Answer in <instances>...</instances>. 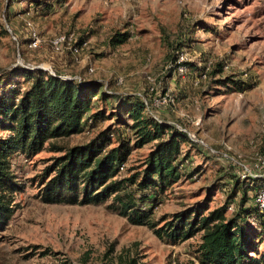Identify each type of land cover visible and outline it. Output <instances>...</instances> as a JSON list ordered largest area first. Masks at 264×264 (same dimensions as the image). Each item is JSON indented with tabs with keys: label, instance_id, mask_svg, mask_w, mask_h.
I'll return each instance as SVG.
<instances>
[{
	"label": "rangeland",
	"instance_id": "374dc122",
	"mask_svg": "<svg viewBox=\"0 0 264 264\" xmlns=\"http://www.w3.org/2000/svg\"><path fill=\"white\" fill-rule=\"evenodd\" d=\"M37 1L0 0V71L40 67L94 78L115 95L95 101L105 118L48 142L66 148L106 127L113 141L119 125L108 112L118 96L141 93L157 117L203 142H180L179 176L158 194L150 219L160 225L188 207L206 213L224 204L225 216L233 215L239 195L227 198L232 180H264V163L254 165L255 154H264V0ZM25 21L40 38L34 47L27 45ZM115 31L128 36L110 44ZM68 32L84 41L75 57L48 44L49 37ZM4 78L26 84L17 71ZM167 97L171 103L159 102ZM123 130L132 143L134 134ZM153 142L132 147L117 178L139 168ZM61 152L45 143L33 155L10 157L21 188L12 194L11 216L0 224V264H200L199 234L168 243L107 209L111 198L96 205L42 202L43 168ZM245 194V206L251 205V191ZM256 241L251 255L264 264V228Z\"/></svg>",
	"mask_w": 264,
	"mask_h": 264
},
{
	"label": "trees",
	"instance_id": "16d2710c",
	"mask_svg": "<svg viewBox=\"0 0 264 264\" xmlns=\"http://www.w3.org/2000/svg\"><path fill=\"white\" fill-rule=\"evenodd\" d=\"M127 36L126 31H115L109 43H120ZM11 70L17 71L26 83L22 88L20 83L4 78L11 76ZM11 70L0 71V130H7L0 133V224L11 216L12 194L21 188L11 172L10 157L16 152L24 157L33 155L48 143L51 149L62 152L43 168L45 179L38 193L42 202L96 205L111 198L107 209L130 224L147 226L168 243L199 234L195 251L200 264H259V258L251 254L256 252V239L264 228V210L254 203L245 206V193L246 189L252 194L264 188V180H232L227 198L239 197L231 216H225L226 204L206 213L200 207H188L157 225L150 219L151 206L179 176L177 157L180 142L188 139L185 131L156 120L137 95L124 94L108 112L119 125L113 141L114 131L106 127L87 142L66 148L57 146L49 139L80 132L105 118L95 101L106 103L109 96L115 95L94 78H63L40 67L15 66ZM124 128L134 134L132 143ZM150 141L154 142L139 168L122 175L127 177L117 178L130 149ZM250 218L257 225L249 224Z\"/></svg>",
	"mask_w": 264,
	"mask_h": 264
},
{
	"label": "built area",
	"instance_id": "2783aa9c",
	"mask_svg": "<svg viewBox=\"0 0 264 264\" xmlns=\"http://www.w3.org/2000/svg\"><path fill=\"white\" fill-rule=\"evenodd\" d=\"M25 26L27 28V36H26L27 45L30 46V47H34L40 41L38 33L35 30L34 26L29 21H25ZM12 37H14V36H12ZM79 42L80 41H76V38H75V36L73 35L72 32L60 33V34H56V35H53V36L48 38V44H49V46H50V48H51V50L53 52L60 53L63 49H66V50L69 51L70 55H72L73 57H75L78 54L81 44L84 43V41L80 42V43ZM92 69H93V67L89 63V65L87 66V70L91 71ZM49 72L53 73L52 70H49ZM60 76H62L63 78H75L76 80L84 79L83 77L66 76L64 74H60ZM137 96L143 100L147 112L149 114H151L156 120L161 121V119L159 117H157L156 114L151 112V109H152L151 105H149L146 102L145 96L143 94H141V93L137 94ZM162 101L166 102V103H169V102L171 103L172 102V98L171 97H167L166 99L160 100L159 102L162 103ZM182 130L185 131L187 137L190 140L202 142V140H199L198 138H195L192 135H190L184 128ZM204 145H206V144H204ZM207 147H208V150L210 152H215V150L213 148H211L210 146H207ZM254 157H255V161H254V165L255 166H261V164L264 163V154H255ZM242 169H243V171L244 170L246 171V174L250 173L248 168H246V166H242ZM245 177L256 178L258 176H238L239 179H242V178H245ZM251 197H252V201L255 204V206L260 211L264 210V188L257 189L254 193L251 194Z\"/></svg>",
	"mask_w": 264,
	"mask_h": 264
}]
</instances>
